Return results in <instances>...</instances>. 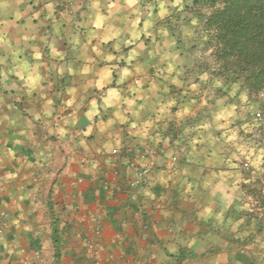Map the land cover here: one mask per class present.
<instances>
[{
  "label": "crops",
  "instance_id": "crops-1",
  "mask_svg": "<svg viewBox=\"0 0 264 264\" xmlns=\"http://www.w3.org/2000/svg\"><path fill=\"white\" fill-rule=\"evenodd\" d=\"M148 1L140 0L136 7L141 20L137 27H143L148 19ZM107 3L108 0H0V72L9 71L19 49L21 60L30 67L37 66L41 77L34 85L13 75L0 83V264H92L93 258L83 254L85 240L100 250L102 264L126 252L147 259L154 251L152 241L158 243L163 238L171 242L172 231L157 229L170 226L177 215L187 220L181 236L199 227L195 206L182 195L186 178L199 180V167L189 166L184 151L197 137L190 130L192 126H186L196 115L183 120L175 116L189 102L174 98L171 74L166 68L147 63L148 54L156 52L155 38L151 40L141 33L135 44L125 47L121 42L120 52L115 50L117 39L102 42L103 36L118 30H122L121 39L130 38L135 15L129 21L115 17L106 22L96 38L91 37V32L97 30L89 17L97 12L107 15ZM93 4H99V9ZM4 5L9 7L5 9ZM13 12L21 14L15 26L11 24ZM34 13L40 15L34 17ZM150 22L148 29H152L153 21ZM108 25L112 32L107 30ZM4 38L12 47L3 44ZM93 47L101 55H96ZM34 48L41 54L39 61L33 58ZM133 50L135 58L128 63L127 55ZM109 54L124 59L108 62L105 57ZM113 65L112 83L105 82L103 89L98 88L102 70ZM85 67L89 68L87 74L83 72ZM124 68L132 74L118 84ZM136 80L141 81V93L131 92ZM109 89L119 91L120 102L105 107L102 97ZM138 95L144 98L137 99ZM125 99H136L130 111H125ZM47 100L53 103L49 105ZM69 100H74L70 107ZM92 100L97 103L99 115L87 121L85 112ZM173 100L168 116L156 127H149L148 137H144L143 126L154 120L157 106ZM141 103L144 108L138 117H133L131 112L137 111ZM118 111L126 123L117 118ZM48 112L50 116L45 115ZM72 119L77 121L75 127L70 123ZM65 120L69 123L65 124ZM132 122L137 123L136 129L130 127ZM61 129L71 138L62 136ZM157 130L160 143L153 139ZM165 137L169 139L167 144L163 143ZM117 139L119 150L109 153L105 145L116 147ZM9 146L16 147L15 155L9 152ZM196 151L199 153V149ZM25 152L33 156L43 153L50 157V163L38 168ZM171 157H175V163ZM184 170L187 176L180 174ZM10 172H15V179H7ZM141 173L143 179L138 178ZM164 213L171 216L166 218ZM145 236L148 239L142 238ZM183 251L188 252L181 248Z\"/></svg>",
  "mask_w": 264,
  "mask_h": 264
},
{
  "label": "clouds",
  "instance_id": "clouds-1",
  "mask_svg": "<svg viewBox=\"0 0 264 264\" xmlns=\"http://www.w3.org/2000/svg\"><path fill=\"white\" fill-rule=\"evenodd\" d=\"M21 3L24 0H20ZM140 4V0H123V3L120 0H108L107 8L105 9L107 15H101L99 12L93 17L90 16L89 19L94 21V29L97 31L91 32V37L96 38L99 30L105 28L106 22L112 20L115 17L122 16L124 21H129L132 15L136 16L134 21H131L133 31L130 32V38L121 39V31L118 30L112 32L111 25H108L107 30L112 32L111 35L103 36L102 42L107 44L112 39H117L118 43L116 44V51L120 52L121 47L120 43L122 42L125 47L128 45L135 44L139 40L141 33L145 35H151L147 32V29L151 27V18L152 12H148V19L144 21L143 27H137L141 24L140 15L136 11L137 5ZM5 9L9 5H4ZM30 7V6H29ZM48 8H51L52 5H47ZM92 7L99 9V4H93ZM151 9L152 5L147 6ZM172 7H177L181 11L184 8L182 0H174ZM132 11L129 12L128 10ZM69 11H74L69 9ZM66 13H61L65 15ZM168 10L165 4L161 3L159 5V18H164L167 16ZM14 19L11 21V24L15 26V20L20 19L21 14L18 12L12 13ZM40 13H34V17H38ZM192 26L197 24V21L193 19L191 21ZM28 25L26 24L25 27ZM187 36L192 37L195 34L191 32L185 33ZM163 35L167 36V31H163ZM207 40V36L203 38ZM3 44L9 45V42L6 38L2 40ZM91 40L89 41V43ZM75 43L79 44V40L76 39ZM173 43H175L173 41ZM143 47V45H141ZM17 56L13 58L10 65V69L7 73L0 72V83L6 81L9 75L15 76L19 81H24L25 83L37 84L41 77L36 71L37 66H29L26 61H22L19 56V49H16ZM54 52L55 50L52 49ZM93 52L96 55H101L98 48L93 47ZM34 60L39 61L42 57L40 52L37 49H33ZM58 55V54H57ZM149 55H153L149 53ZM135 58V51L133 50L127 55V62L131 63ZM124 59V57H117L109 54L105 57V60L111 62L113 60ZM176 57L173 56V60ZM116 66L113 65L112 68H105L102 70V75L99 80H97V87L103 89L105 87V82L108 84L112 83L111 76L112 71ZM71 72V69L69 70ZM175 71L176 75L172 78V84L177 86H182V81L178 79L181 73L177 70L174 63H169L166 68V72L171 74ZM83 72L87 74L89 68L85 67ZM62 74V70H61ZM132 73L128 68L123 69V74L120 80L117 81L118 84L123 83L125 77L131 75ZM199 79L201 81H207L209 79L208 73H203ZM213 84L216 88H223L224 85L221 80L217 79L213 81ZM14 88L15 85H12ZM191 89L195 91L199 85L197 83H192L190 85ZM238 84H234L231 92L228 93L229 97H236L238 91ZM226 90V89H225ZM141 81L136 80V87L131 89L132 93H141ZM165 92L168 91L167 88L164 89ZM261 96L264 97V93H261ZM142 95H138L137 99H143ZM103 105L105 107H112L114 103L120 102V93L117 89H109L107 91L106 97H102ZM228 99V97H225ZM239 101L242 105H249V111H251L252 105L249 101L248 94L241 93L239 95ZM74 100H69L67 106H71ZM47 103L51 105L52 100H47ZM124 103L128 105V108L125 111H130L133 105L136 104V99H125ZM192 104H196V100H192ZM218 104L222 103L220 101ZM175 104V101L169 102L167 105H158L155 109V118L154 120L148 121L145 123L144 137H148V128L156 127L158 123L165 119L169 114V109ZM207 104V101H202L201 106ZM144 108V104L141 103L137 111L131 112L133 117H138L139 111ZM243 110V109H241ZM237 105L235 103L228 104L227 106L221 107L220 111L215 113L211 121H205L198 125L195 128L190 129L191 131L197 133V137H193L190 146L186 151V159L189 166L195 164L200 170L202 177L199 180L188 179L186 178L183 183V192L182 195L186 198H190L189 202L195 206V222L199 227H194L190 233H185L181 236L180 233L183 231L187 220L182 218L180 215H177L172 221L170 226H164L159 230L172 231L173 236L171 242H168L161 238L157 243L155 241L151 242V247L154 251L147 257V264H152V261H155L156 264H176L175 258L180 254L181 248H186L188 250V256L184 260V264H264V206L259 208H254V203L259 204V201H254L253 196L248 195L246 199H241L244 195V192L241 189V185H251L254 183L253 178L245 179L240 171V161L241 158L244 160L243 167L245 169L251 168L253 170V177L256 173L264 174V147L251 148L246 147L244 144L239 142V139L235 132L229 129V123L232 118L236 117ZM189 107H184L182 111H176L175 116L183 120L184 117L193 115ZM45 115L50 116L51 112L45 113ZM99 115L97 111V103L95 100L91 101L90 108L85 112V118L87 121H91L94 116ZM118 119L121 123H126L127 120L121 117L120 112L116 113ZM257 119L260 117V113H256ZM36 119L39 120L40 117L36 116ZM244 119V118H240ZM221 121H224L221 123ZM69 121L65 120V124H68ZM70 123L73 127L76 126L77 121L72 119ZM111 124L112 122L109 121ZM132 129L138 127L137 123L132 122L130 124ZM243 131L247 133L253 132V129L250 128L247 124H244ZM256 128L261 127L260 124H255ZM214 128L215 131L219 132L220 135L216 137V141H223V144L229 146L228 151L230 154L226 153L223 149L220 151H212L203 159L202 153H197L196 146L201 145L205 142L206 139L211 140L212 137L201 136V131H208L209 129ZM61 135L64 137L71 138L70 134L65 130L61 129ZM91 131V128H89ZM188 131V130H186ZM87 134V133H85ZM253 135V139H255ZM13 139H17L13 137ZM156 143L161 142V136L159 130H157L156 135L153 137ZM169 139L165 137L163 143L167 144ZM179 143V141H177ZM106 150L109 153H116L120 148V141L117 139L116 147H113L111 144L105 145ZM9 152L13 155L16 154V147L9 146ZM26 158H30L31 163L36 165L38 168H45L50 163V157L45 156L41 153L38 156H33L31 152L23 153ZM235 161V162H234ZM96 165H93L95 168ZM206 173V174H204ZM182 175L187 176V170H184ZM15 172H10L7 176V179H15ZM231 181V182H230ZM145 195L155 199L151 193H145ZM239 213L238 217L232 215V213ZM166 218L170 217V213H164ZM205 229L201 231V229ZM143 239H148L146 236L142 237ZM11 258V253H9ZM138 264H144L143 259L138 261Z\"/></svg>",
  "mask_w": 264,
  "mask_h": 264
},
{
  "label": "rangeland",
  "instance_id": "rangeland-1",
  "mask_svg": "<svg viewBox=\"0 0 264 264\" xmlns=\"http://www.w3.org/2000/svg\"><path fill=\"white\" fill-rule=\"evenodd\" d=\"M173 2L174 0L148 1V3L152 5L149 11L152 12L151 20L153 21L152 29H148V31L151 33V35H149L150 39L152 40L155 38L154 49L156 52L152 53L153 55L150 57H147L150 59L147 63L149 62L151 65H155L156 68H167L169 63H174L177 70L181 73L178 79L182 81V86L174 85L172 82L171 86H173L175 91L174 98L189 102L188 107L191 109L192 113L194 112L193 115H196V117L191 118V123L189 122L186 126L191 125L192 128L197 127L198 125L195 120L199 121V125L205 121H211L214 114L219 112L221 107L235 103L237 105L236 117L232 118L229 123V129L236 133L239 142L244 144L246 147H264V97L260 95L257 102H251L252 108L251 111H249V105H242L239 101V95L244 92H240L238 89L235 98L229 97L228 93L231 92L233 85L223 83V88H216L213 81L217 80V78H209L206 82L199 79L203 73L207 72L205 69L206 66L212 65L213 63L210 57L211 50L205 44V40L203 39L205 37V33L200 30L199 23V16H201L202 13H205L207 9L203 6L196 7V10L193 11L194 7L191 6L192 0H182L184 8L181 11L177 7H172ZM161 3L165 4L169 13L162 19L158 16L159 5ZM193 19L197 21L195 26H192L191 24ZM165 30L168 33L167 36L163 35V31ZM186 32H191L195 35L189 37L185 34ZM173 41L175 43H173ZM150 45L152 44L150 43ZM151 48L152 47H150V50ZM173 56L176 57L175 60H173ZM175 75V71L171 73V81ZM192 83H197L199 85L195 91H193L190 87ZM185 93H187V95H184ZM225 97H228V99H225ZM191 100H196L197 103L192 104ZM205 100L207 101V104L202 107L201 102ZM218 101L222 103L218 104ZM185 102L183 101L182 103ZM257 112L260 113L259 119L256 117ZM223 122L224 121H221V123ZM256 123L260 124L261 127L256 128ZM244 124H247L250 128H252L253 132L246 134L242 127ZM200 135L204 137L211 135L212 137L211 140L206 139L203 144L196 147L199 149V153L203 154L201 157L202 159L210 152L220 151L222 149L226 153L230 154L228 151L229 146L224 145L223 141H216L215 138L218 137L220 133L215 131L214 128L209 129L208 131H201ZM253 135H255V139H253ZM171 162L175 163V157H171ZM243 164L244 160L241 158L240 171L242 176L245 179L253 178L254 183L251 185H241V189L244 192L241 199H246L248 195H251L253 196L254 201H259V204L254 203V208L264 206V202L262 201V199H264V174L256 173L253 177V170L251 168L245 169ZM143 174L142 176H138V178L143 179ZM201 177L202 174L199 168V179ZM186 206L190 207V204H186ZM232 215L238 217L241 214L233 212ZM204 230L205 229L203 228L201 229V231ZM83 242L85 243L84 250H86L83 254L93 258L92 264H102V254L100 250L95 247L91 241L85 240ZM188 254L189 253L187 251L180 252V254L175 258L176 264H184V260L187 258ZM120 256L118 258L113 257L109 264H138V261L141 259H143L144 264H147V259L143 256H139L138 254L126 252ZM130 256L132 259H128ZM135 257L139 258V260H135ZM107 263L108 262H106V264Z\"/></svg>",
  "mask_w": 264,
  "mask_h": 264
},
{
  "label": "trees",
  "instance_id": "trees-1",
  "mask_svg": "<svg viewBox=\"0 0 264 264\" xmlns=\"http://www.w3.org/2000/svg\"><path fill=\"white\" fill-rule=\"evenodd\" d=\"M191 6L207 9L199 23L211 50L209 78L238 84L257 102L264 93V0H192Z\"/></svg>",
  "mask_w": 264,
  "mask_h": 264
},
{
  "label": "built area",
  "instance_id": "built-area-1",
  "mask_svg": "<svg viewBox=\"0 0 264 264\" xmlns=\"http://www.w3.org/2000/svg\"><path fill=\"white\" fill-rule=\"evenodd\" d=\"M140 175H142V173Z\"/></svg>",
  "mask_w": 264,
  "mask_h": 264
}]
</instances>
